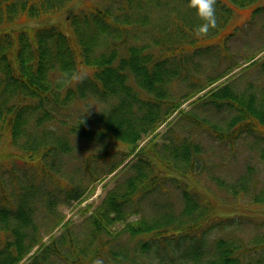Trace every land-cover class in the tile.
<instances>
[{"label": "trees", "instance_id": "trees-1", "mask_svg": "<svg viewBox=\"0 0 264 264\" xmlns=\"http://www.w3.org/2000/svg\"><path fill=\"white\" fill-rule=\"evenodd\" d=\"M72 1L0 0V264H27L26 260L29 264H53L56 256L68 261L61 246L69 244L75 249L79 244L68 229L71 222H64L62 213L55 217L52 230L64 222L65 232L43 242L34 221L33 198L42 195L43 186L50 184L59 189H48L46 194H63L66 204L80 201L88 187L100 180L97 169L89 166L95 160L106 164L108 169L102 172L105 175L121 166V172H133L122 182L117 181L95 210L91 211V206L83 210L91 220V238L73 251L70 264H93L107 246L104 235L113 236V230L122 235L127 232L138 243L142 242L143 252L152 246L159 253V247L165 248L171 241H195L184 250V256L168 253V260L159 264H264V235L256 237L255 247L249 249L240 237L223 234L227 224L235 223L236 214L230 215L235 209L230 205L225 209L223 203L214 204V196L193 181L204 170L200 146L186 139L164 138L160 142L154 134L176 110L180 116L190 115L182 108L183 101L193 99L233 72L229 68L226 74L208 78L206 85L199 81L200 87L184 95L182 101L172 95L171 86L180 74L177 66L180 64L186 70L185 58L172 55L178 50L177 53L185 52L187 45H180L174 52L178 36L167 34L174 22L180 28L183 23L190 32L202 23L188 7L189 0H124L113 9L92 7L91 13L43 24ZM257 3L258 0H217L218 26L210 30V35H218L226 28L235 16L232 8H250ZM262 9L257 6L252 13ZM157 21L159 30L155 33ZM130 24L137 33L142 32V24L149 26V31L144 29L143 33L151 46L130 42ZM187 37L190 38L188 31ZM151 43L168 51L158 54ZM99 48L103 50L98 51ZM258 54L255 52L247 59L249 65L244 68L259 67L264 72V58L256 59ZM233 84L216 85L194 102L217 110L220 120L212 130L222 140L239 138L243 132H259L264 142V85L259 92H239ZM20 97L23 100H17ZM90 100L103 102L106 107L91 113L92 108L86 107H91ZM74 105L79 107L78 111L83 109L76 123L55 126L61 121L59 115L68 114ZM230 110L236 113L228 120ZM224 123L227 126L222 128ZM171 125L169 122L168 127ZM145 135L153 137L140 147ZM76 137L106 141L109 145L101 153H90L86 157L88 164L68 175L66 183L59 173L64 165L63 156L73 153ZM116 142L125 144L126 150L111 149ZM261 158L264 162V148ZM3 165L10 167L8 172L2 170ZM18 170L24 171L27 181L18 176ZM252 182L255 181L251 173L244 174L233 184L221 181L220 188L228 190L238 202L255 189ZM167 183L182 190L183 206L178 211L176 201L165 199ZM94 189L93 185L89 192ZM147 198L156 206L157 217L130 221ZM263 203L264 192L252 195L253 206ZM259 224L263 225L261 220ZM212 233L214 247L208 249L207 238ZM96 238L99 247L93 244ZM88 251L92 253L85 259ZM164 254L165 251L161 254L163 259ZM113 255V264H141L137 255L127 249Z\"/></svg>", "mask_w": 264, "mask_h": 264}, {"label": "rangeland", "instance_id": "rangeland-1", "mask_svg": "<svg viewBox=\"0 0 264 264\" xmlns=\"http://www.w3.org/2000/svg\"><path fill=\"white\" fill-rule=\"evenodd\" d=\"M121 4L122 0H73L65 10L60 11L58 14L53 16V19L48 18L44 20L42 18L43 24L48 22H59L64 21L65 19L74 16V15H85L91 13L92 7H108L111 8L116 4ZM258 6L264 8V0L258 1ZM146 7V6H145ZM255 6L244 9L233 10V15H235L226 28L220 32L219 35H211L210 33L206 36L197 35L196 31L190 32L186 25L181 24L176 26V23L172 24L174 28L170 29L168 36L174 37L178 36L177 43L178 45L173 49L174 52L176 49L181 46L187 45V50H189L185 55V65L186 70L182 69L180 64L177 66L179 70L178 80H174L171 86V93L175 99L182 101L183 96L188 94L192 89L199 86V81H202L203 85H206L208 78L217 77L221 74H226V71L230 68L235 70L233 73L223 79H221L217 84L232 83L234 88L241 91H249L251 89L261 90V86L264 85V72L259 68H244L246 60L251 58L255 52L260 53L264 49V10H260L259 13H252ZM146 12L149 8L144 9ZM119 13V12H118ZM254 14V15H253ZM175 21V19H173ZM39 24V23H37ZM69 25V22H67ZM198 25V23L196 24ZM70 26V25H69ZM167 24L164 23V28ZM131 30L132 34L129 37L131 43L135 44V41L145 42L148 46L150 45V39L147 37L143 30L149 31V26L146 24V27L141 25L142 32H136V28L133 24L127 27ZM159 30V22L157 21L154 27V32L157 33ZM95 32L94 30H90ZM187 31L190 34V38L187 37ZM137 33V34H135ZM164 33V31H161ZM230 34V37L227 35ZM165 35V37H167ZM225 44L221 42L222 39ZM164 37V36H163ZM162 37V38H163ZM164 40V38H163ZM91 42V40H88ZM165 42H168L165 41ZM92 43V42H91ZM176 43V42H175ZM152 47L156 50L158 54H164L166 48H155L154 44ZM218 52L213 53V50ZM103 50L99 48L98 51ZM172 50V51H173ZM168 51V50H167ZM171 51V52H172ZM179 51V50H178ZM177 51V52H178ZM172 55L178 59L182 58L181 53ZM264 54L261 53L257 58H260ZM184 57V55H183ZM264 58V56H262ZM261 59V58H260ZM243 65L239 68L238 65ZM261 66V65H260ZM221 73V74H220ZM177 79V78H176ZM200 87V86H199ZM198 87V88H199ZM209 89H205L204 92ZM202 95V94H200ZM17 100H23L21 97ZM92 103L91 107L86 106L87 108H92L91 113L102 107H106L103 102H96L90 100ZM196 102L183 101V108L190 113V115H182L174 112L171 115V121H173L171 128L167 130V126L163 125L158 132V141H162L164 138L169 140H181L186 139L188 141H194L202 149V159L204 161V170L196 175L193 179L204 192H208L210 195L214 196V204H225L226 206L233 207L234 212H231L230 215H234L235 223L231 225L227 224L226 229L222 230L224 233H232L240 237L244 246L246 248H254L256 243V237H261L264 235V203L258 205L257 207L252 204V195H261L264 192V162L261 158V152L264 148V142L259 138V132H243L239 138H232L229 140H222L217 135L213 133V126L218 124L217 110L214 108L200 106L195 104ZM203 104V102H201ZM79 107L74 105L72 109L66 115H59L61 121L55 125H64L68 127L69 123H76V118L79 116V112H83V109L78 111ZM235 111L230 110L227 114V119L235 115ZM187 117V118H186ZM227 126L226 123L222 125V128ZM58 127V126H57ZM149 135L146 136L142 142L143 144L149 140ZM1 137H0V148H1ZM183 141V140H182ZM141 142V143H142ZM145 143L144 145H146ZM109 145L106 141L99 142L93 140H86L81 138L73 139V153L66 154L63 156L64 165L59 177L66 183V177L71 173L77 171L78 168L86 166V157L90 153L102 152L104 147ZM111 149L116 150H126L127 146L123 143H113L111 144ZM132 160V159H131ZM97 161V160H95ZM90 162L89 166L93 169H97V174L102 176L103 179L99 183H94L88 187V190L85 194L83 201H74L70 204L64 202L63 194L51 193L46 194L48 189L56 191L59 187L54 185H44L42 190L43 194L33 198V209H34V221L37 227V230L43 236V242L48 243L51 240V230L54 223V218L58 217L61 213L65 214V219L71 217L69 222V230L72 231V236H74L75 242L79 243L78 248L84 246L85 243L91 238V220L89 219V214L84 215L83 210L87 208L88 204L92 205V208L99 206V202L103 200L107 192L112 189L116 182H122L128 176L132 174V170L129 173L125 171L121 172V168L114 172L112 175H105L103 170L108 169L106 164L101 162ZM129 159L126 161V163ZM133 160L132 162H134ZM10 169L9 166L3 165L2 170L8 172ZM17 171L18 176L23 177L26 181L27 178L24 176V171ZM251 175L254 177L255 189L250 190L249 194L246 195L245 199L241 198L236 202L234 198L230 197L229 191L225 188H220V182H224L226 185L233 184L236 180H239L241 175ZM107 176V177H106ZM80 177V176H79ZM25 184L23 181H21ZM228 183V184H227ZM96 186L98 191V197L89 195V190L92 186ZM168 194L165 197L168 201H176V209L180 210L183 206V195L182 190L167 183L166 185ZM254 191V192H253ZM240 210H237V209ZM228 209L226 212H229ZM91 214V213H90ZM158 210L151 202V198H147L143 201L139 207L138 214L133 215L130 218V221H137L141 219L151 220L154 217H157ZM262 221L263 225L259 227V222ZM123 226V225H122ZM68 229H66L68 231ZM231 229H234V233ZM54 230V229H53ZM52 230V231H53ZM65 232V229L57 226V228L52 232L53 237H59ZM113 236L104 235V239L107 241V246L102 250L99 260L103 264H113V254L122 251L123 249L129 250L131 253L137 255V260L141 264H159L162 260H168L169 254L175 256H184V250L193 245L195 241L175 242L171 241L166 245L165 248L162 246L159 247L160 252L157 253L155 248H149L147 251L141 250V243L137 242V239L130 237L127 232L120 234L119 230H113ZM221 233L218 235L220 236ZM68 237V236H67ZM213 233L211 237L207 238L206 248L212 249L214 247V239L212 240ZM143 238V237H138ZM99 239H93V244L95 247L98 246ZM143 241V240H142ZM59 245V244H58ZM76 247V248H77ZM75 248V247H73ZM75 249H71L68 245L61 246V249L64 253L68 255L66 260L61 259L56 256L53 257L52 263L54 264H70V260L74 259ZM165 251L164 259L161 257V254ZM92 251H88L84 258L87 259L91 255ZM169 253V254H168ZM167 262V261H164ZM26 263L29 264V260H26Z\"/></svg>", "mask_w": 264, "mask_h": 264}, {"label": "clouds", "instance_id": "clouds-1", "mask_svg": "<svg viewBox=\"0 0 264 264\" xmlns=\"http://www.w3.org/2000/svg\"><path fill=\"white\" fill-rule=\"evenodd\" d=\"M216 4L217 0H189L188 7L193 10L196 16L202 21L196 29L197 35L206 36L209 34L210 30L218 26ZM93 264H103V262L97 259L93 261Z\"/></svg>", "mask_w": 264, "mask_h": 264}]
</instances>
